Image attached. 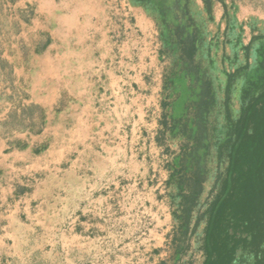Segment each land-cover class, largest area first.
I'll return each instance as SVG.
<instances>
[{
  "label": "crops",
  "instance_id": "obj_1",
  "mask_svg": "<svg viewBox=\"0 0 264 264\" xmlns=\"http://www.w3.org/2000/svg\"><path fill=\"white\" fill-rule=\"evenodd\" d=\"M113 1L13 4L43 45L28 46L26 62L2 56L13 83L0 87V264H160L172 255L174 208L157 141L159 32L154 39L134 8V29L117 48ZM34 105L40 133L29 131L38 116L22 115Z\"/></svg>",
  "mask_w": 264,
  "mask_h": 264
},
{
  "label": "trees",
  "instance_id": "obj_2",
  "mask_svg": "<svg viewBox=\"0 0 264 264\" xmlns=\"http://www.w3.org/2000/svg\"><path fill=\"white\" fill-rule=\"evenodd\" d=\"M203 4L212 17L214 0H203ZM20 14L28 20L24 16L27 12ZM184 29L182 26L174 31L172 27L170 37L178 47L176 65L186 74L190 73V99L184 100L183 92L176 93L178 84L170 69L164 75L162 116L157 136L164 152L171 155L166 183L175 221L170 260L173 264H184L183 257L191 250L190 237L203 223L199 246L203 258L201 264H264V46L257 51L256 78L249 77L239 92L238 116L232 108L233 93L242 69H249V62L228 75L221 102L223 111L220 112L226 131L220 138L215 135L217 125L213 118L219 104V87L197 59L200 39L197 30L190 33ZM257 39L254 37L247 46V57ZM40 44L43 45L41 41ZM2 56L3 50H0V72L1 68L3 72L9 68L5 73L12 79V66ZM22 115L33 118L37 115L41 123L33 122L29 131H42L44 114L41 108L31 106ZM23 120L24 116L18 124L23 125ZM173 138L181 142L178 152L172 154L167 141ZM214 157L215 182L203 206L201 198ZM160 264H168V261Z\"/></svg>",
  "mask_w": 264,
  "mask_h": 264
},
{
  "label": "rangeland",
  "instance_id": "obj_3",
  "mask_svg": "<svg viewBox=\"0 0 264 264\" xmlns=\"http://www.w3.org/2000/svg\"><path fill=\"white\" fill-rule=\"evenodd\" d=\"M13 4L14 2L11 0H0V50H3V52L9 50L8 57L16 63L26 62L30 54L25 49L32 44L34 48V45L40 43L42 38L39 37L34 40L30 35H27L32 28L28 24L24 25L25 23L21 21L24 20L23 15L17 12ZM110 7L114 8L110 28L113 29L112 38L116 43V47L121 48L126 43L127 40L124 36H126V31L128 32L127 28L131 27L130 31L134 29L132 24L134 8L139 9L152 24L154 39L156 36L154 32H157L156 29L158 30L159 42L157 41V43L160 44V47L157 48V51H160L159 58L156 59L155 57L156 65L154 67H157V76H154V79L157 78L158 80L160 78L158 72L162 73L163 79L164 75L172 69L178 84L176 93L183 92L185 94L184 100L190 99V73L186 74L185 70H180L181 67L176 65L178 47L175 46L174 39L171 40L170 34L172 27L176 31L183 26L184 30L190 33L197 30L200 36L197 59L203 64V68L208 70L216 86L219 87V104L213 118H216L217 125L215 135L223 138L226 130L224 117L220 112L223 111L221 102L228 75L237 68H244L246 62H249V69H242L233 93L232 108L235 116H238L240 109V90L245 86L249 77L256 78L257 76L256 69L259 60L257 51L264 46V0H214L212 17H209L203 0H114ZM116 13H119V15ZM20 21L21 23L18 26ZM115 27L117 28L115 29ZM19 32L21 36L17 37ZM161 32L162 38L160 37ZM254 37L258 39L251 45L250 55L247 57L246 48ZM150 39L152 40V37ZM162 50L163 53L161 54ZM154 56H156L155 53ZM8 69H5V72ZM1 70L0 87H4L6 91L10 90L13 77L10 79L9 73L3 72L2 68ZM180 142L176 138L167 141L172 154L178 152ZM164 156L166 166L171 160V155L165 153ZM215 165L216 159L214 157L211 162V173L206 183L205 193L201 198L203 206L215 182ZM167 172H169V169ZM164 178L165 176L160 179L163 182L164 196L171 203L170 189L165 187ZM151 179L153 180L152 176ZM161 181L156 180L152 182L153 186L149 185L154 189ZM165 190L168 193H165ZM204 209L201 208V210ZM203 229L204 224L202 223L197 232L190 237L191 250H189L187 256L183 257L184 264H201L203 258L199 246ZM167 261L168 264L174 263L170 259Z\"/></svg>",
  "mask_w": 264,
  "mask_h": 264
},
{
  "label": "built area",
  "instance_id": "obj_4",
  "mask_svg": "<svg viewBox=\"0 0 264 264\" xmlns=\"http://www.w3.org/2000/svg\"><path fill=\"white\" fill-rule=\"evenodd\" d=\"M126 7H128V5H126Z\"/></svg>",
  "mask_w": 264,
  "mask_h": 264
}]
</instances>
